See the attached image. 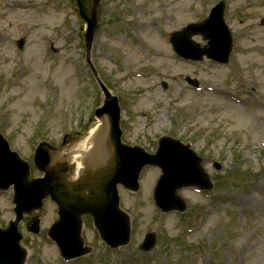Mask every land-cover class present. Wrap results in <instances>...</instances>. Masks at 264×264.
I'll list each match as a JSON object with an SVG mask.
<instances>
[{
    "label": "rangeland",
    "instance_id": "1",
    "mask_svg": "<svg viewBox=\"0 0 264 264\" xmlns=\"http://www.w3.org/2000/svg\"><path fill=\"white\" fill-rule=\"evenodd\" d=\"M149 1L145 22L159 14L176 19L141 27L123 17L111 26L121 19L113 12L96 34L92 64L119 96L124 138L151 150L163 135L191 143L214 188L181 189L187 211L163 214L143 196L157 173L148 169L146 189L122 193L134 218L130 244L107 248L87 222L84 237L94 251L69 262L47 236L57 208L46 200L40 234L25 230L28 217L20 223L26 264H264V0H225L234 36L227 65L187 62L172 52L155 56L170 48V32L203 21L221 0ZM104 14L102 20L110 15ZM83 27L71 0H0V128L26 159L41 140L59 147L63 134L74 131L84 140L99 123L93 113L105 95L86 60ZM22 38L26 44L19 49ZM185 76L202 89L191 88ZM39 174L32 165V176ZM12 209V190L0 191L1 226L14 218ZM150 230L158 243L144 253L139 245Z\"/></svg>",
    "mask_w": 264,
    "mask_h": 264
},
{
    "label": "water",
    "instance_id": "2",
    "mask_svg": "<svg viewBox=\"0 0 264 264\" xmlns=\"http://www.w3.org/2000/svg\"><path fill=\"white\" fill-rule=\"evenodd\" d=\"M97 1L77 0L81 17L87 22L86 46L88 52L92 48L97 28ZM224 3L213 11L212 16L201 24H192L172 36V43L180 55L187 59L209 57L227 62L229 59L232 38L223 21ZM201 34L210 39L209 47L201 48L191 37ZM24 41L20 42V47ZM190 83L197 85L193 80ZM97 117L108 116L106 133L110 154L106 156L103 174L83 177L77 183H67L49 169L51 148L41 143L36 150L35 163L44 178L28 180L29 164L12 152L8 142L0 135V188L8 189L14 184V202L16 203V220L8 228L0 227V264H24L26 250L22 247V234L18 225L24 213H32L43 207V200L51 196L59 206L60 219L49 230L50 237L55 240L66 259L88 254L91 249L84 247L82 239V216H93L103 239L112 247L125 245L130 239V218L119 208L117 185L123 184L133 190L138 189L140 172L147 164L160 166L164 175L159 184L157 203L164 211H185L186 203L176 193L184 186H198L212 189L210 178L201 166L200 158L189 146L171 138H163L158 153L149 154L140 147H130L121 142L120 108L115 97L108 96L105 105L96 111ZM220 168V166H217ZM99 171V170H98ZM103 171V172H104ZM108 192L106 198L99 195V190ZM28 231L40 232V218L34 217L27 227ZM156 244L155 235L149 234L142 248L151 250Z\"/></svg>",
    "mask_w": 264,
    "mask_h": 264
},
{
    "label": "flooded vegetation",
    "instance_id": "3",
    "mask_svg": "<svg viewBox=\"0 0 264 264\" xmlns=\"http://www.w3.org/2000/svg\"><path fill=\"white\" fill-rule=\"evenodd\" d=\"M153 3V1H149V0H101L99 5H98V20L100 22V24L104 25V21L105 22H109L112 20V16L111 14L113 12H116V17L117 18H121L120 20H116V22H122L123 21V17H125L126 21H133V23H137L139 22V17L143 18L146 17V15L148 13H150L149 11V6ZM126 7L125 12L123 13L122 16V8ZM157 7L154 5L151 8V11L156 9ZM108 12L110 13V15L108 16V18L106 20H102L103 16H107L104 13ZM155 20L151 21V24H154ZM112 24H115V22H112ZM77 138H81L80 135H76L75 137L69 139V135H67L65 137V142H64V147H67L69 144H72V147H74L78 141ZM76 169V165L75 163H72L69 167V177H73L75 175H77V171ZM157 178H153L152 179V183L151 185H147V189L150 191V193L148 192L146 195V199H152L153 198V188L154 185L156 183ZM121 190H123L122 187H120Z\"/></svg>",
    "mask_w": 264,
    "mask_h": 264
},
{
    "label": "bare ground",
    "instance_id": "4",
    "mask_svg": "<svg viewBox=\"0 0 264 264\" xmlns=\"http://www.w3.org/2000/svg\"><path fill=\"white\" fill-rule=\"evenodd\" d=\"M30 74V72H29ZM106 130V121H103V124L101 125L99 131H105ZM97 136H101V134H96ZM87 141H84L80 147H79V151H82V149H84V147L86 146Z\"/></svg>",
    "mask_w": 264,
    "mask_h": 264
}]
</instances>
